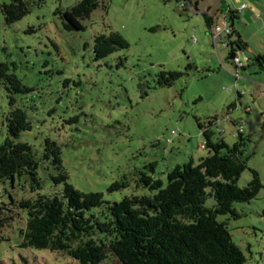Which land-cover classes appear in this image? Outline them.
I'll use <instances>...</instances> for the list:
<instances>
[{"label": "rangeland", "instance_id": "obj_1", "mask_svg": "<svg viewBox=\"0 0 264 264\" xmlns=\"http://www.w3.org/2000/svg\"><path fill=\"white\" fill-rule=\"evenodd\" d=\"M29 1L30 13L12 24L0 8V63L32 90L18 97L33 125L22 140L56 141L69 182L112 203L148 194L137 187L140 172L167 186V175L177 165L191 159L198 164L208 155L198 123L230 146L243 124L248 169L238 185L245 188L256 170L263 189L251 202L233 205L239 218L221 215L218 221L227 223L245 264H264V61L256 59L264 56V0H100L83 21L84 31L67 30L63 17L80 0ZM241 5L247 7L232 15ZM226 16L233 35L214 42L210 19L219 27ZM114 32L128 47L98 59L95 37ZM238 36L246 44L239 54L248 58L239 70L228 58L230 47L223 45ZM161 71L182 75L163 86ZM3 84L0 130L8 108ZM56 174L40 171L45 194L63 189L53 179ZM124 179L130 186L109 190ZM22 182L28 189L29 179ZM8 191H0L5 200ZM16 191L19 198L24 189ZM21 227L18 222L0 226V264H80L60 251L22 248ZM101 264L121 263L109 256Z\"/></svg>", "mask_w": 264, "mask_h": 264}, {"label": "trees", "instance_id": "obj_2", "mask_svg": "<svg viewBox=\"0 0 264 264\" xmlns=\"http://www.w3.org/2000/svg\"><path fill=\"white\" fill-rule=\"evenodd\" d=\"M7 1L0 5L7 24L20 21L31 11L29 0ZM99 5L100 0H80L63 13L66 29L84 31L83 21ZM231 14L240 15L236 11ZM210 22L212 27L213 20ZM232 35L231 31L228 37ZM126 47L127 41L115 32L94 40L98 59ZM226 47H230L228 58L233 62L246 44L238 36ZM256 59L262 63L264 56ZM9 68L0 63V81L5 82L8 98L2 117L4 128L0 130V191L11 190L6 200L0 196V226L20 223L22 248L60 251L80 264H101L109 256L121 264H245L244 253L233 242L227 223L218 221L221 215L239 218L233 205L251 202L263 189L256 170H251L252 180L245 188L238 185L242 172L248 169L243 157L247 141L244 130L238 131L241 124L235 134L239 139L230 146L210 126L198 123L208 155L198 164L191 159L177 165L167 175V186L161 179L140 172L137 187L148 194L125 196L111 203L102 193L81 192L69 182L62 149L56 141L45 138L42 145H35L22 140L21 135L31 132L33 125L18 97L31 89ZM181 75L179 71H161L159 84L172 86ZM150 167L153 172L156 164ZM42 169L57 172L53 179L56 184H64L61 192H42ZM24 178L30 181L28 189L22 185ZM127 186L130 182L124 179L109 190ZM20 188L24 189L23 195L17 198L16 190ZM209 199L214 200L212 206Z\"/></svg>", "mask_w": 264, "mask_h": 264}, {"label": "built area", "instance_id": "obj_3", "mask_svg": "<svg viewBox=\"0 0 264 264\" xmlns=\"http://www.w3.org/2000/svg\"><path fill=\"white\" fill-rule=\"evenodd\" d=\"M184 6V5H183ZM182 6V7H183ZM247 6L246 5H241V7H239L236 12L237 13H241L243 9H245ZM189 8H191L189 6ZM228 18L227 16L225 17V21L221 24V26L219 27H214V25L211 27V31H212V35H213V38H214V42L220 38V37H223V36H228L230 33H231V30L230 28L228 27ZM225 47L227 46V43H224L223 44ZM245 61L248 62V58L247 56H245L243 59L242 57L240 56V54L238 53L234 58H233V64L236 66L237 69H240L244 66L245 64ZM239 132H242L243 131V125L241 124L239 127Z\"/></svg>", "mask_w": 264, "mask_h": 264}]
</instances>
